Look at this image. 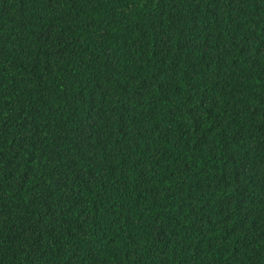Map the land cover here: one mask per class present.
Instances as JSON below:
<instances>
[{"label": "trees", "instance_id": "trees-1", "mask_svg": "<svg viewBox=\"0 0 264 264\" xmlns=\"http://www.w3.org/2000/svg\"><path fill=\"white\" fill-rule=\"evenodd\" d=\"M0 264H264V0H0Z\"/></svg>", "mask_w": 264, "mask_h": 264}]
</instances>
